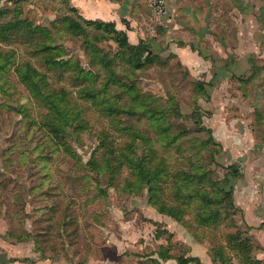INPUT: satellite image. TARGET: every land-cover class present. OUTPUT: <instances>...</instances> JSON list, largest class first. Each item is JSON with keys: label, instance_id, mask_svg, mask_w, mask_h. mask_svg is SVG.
<instances>
[{"label": "rangeland", "instance_id": "1", "mask_svg": "<svg viewBox=\"0 0 264 264\" xmlns=\"http://www.w3.org/2000/svg\"><path fill=\"white\" fill-rule=\"evenodd\" d=\"M153 1L138 67L87 2L0 0V264H249L229 199L264 178V0ZM183 18L205 66L166 45Z\"/></svg>", "mask_w": 264, "mask_h": 264}, {"label": "crops", "instance_id": "2", "mask_svg": "<svg viewBox=\"0 0 264 264\" xmlns=\"http://www.w3.org/2000/svg\"><path fill=\"white\" fill-rule=\"evenodd\" d=\"M191 0H188L189 4ZM82 2H87V16L89 18H102L106 21H115L117 27L119 29L125 28L124 19L130 21L131 28H127V34L129 39H131V33H141V39L146 38L147 33L145 34V26L144 23L146 22V18L150 17V12H148L147 3H144V0H129V4L126 5L124 0H82ZM146 4V5H144ZM184 5V4H182ZM181 6V4L179 5ZM190 6V5H189ZM146 7V8H145ZM149 8V7H148ZM183 9H186V6H183ZM207 22L201 23L197 25L195 20L191 21L186 18L181 19V22L178 23L177 29L178 33L183 35V38L178 36H172L170 32L172 29L168 28L167 33L169 39L166 42L168 45L171 41L175 40L177 37L178 40H183L186 43V46H179L178 52L181 60L184 64H188L193 69L197 68V64L205 66L211 60V56L208 57L203 54L201 56V52L197 51L198 48L192 49V45L189 41L193 42L192 37L199 36L201 26L206 28ZM144 27V28H143ZM142 28V30H141ZM190 35L188 36V32ZM175 43V42H174ZM177 44V43H175ZM178 45V44H177ZM190 47L192 50H190ZM197 51V52H195ZM206 53V51H205ZM209 54V53H208ZM191 56V57H190ZM190 59L192 61L190 65ZM196 62V65L194 64ZM226 67L231 69V63H225ZM207 66V65H206ZM195 67V68H194ZM224 67V66H223ZM224 71L219 69L218 74H215L216 80L222 77ZM231 185L235 188L234 197H235V204L238 205L239 212L242 218V223L246 225V239L253 244L252 253H250V262L249 264H264V178H237L235 181H231ZM197 246V245H196ZM198 248L201 250L200 245ZM157 254V258L160 260H168L169 258H161L158 252H154L151 255ZM199 256L201 262H204L203 255L198 253L197 257ZM186 257V256H185ZM171 258V257H170ZM180 259V257H179ZM181 262V261H180ZM8 263L11 264H58L56 260L52 258H41L38 260H28V261H21L15 260L10 261ZM180 264V263H179Z\"/></svg>", "mask_w": 264, "mask_h": 264}, {"label": "trees", "instance_id": "3", "mask_svg": "<svg viewBox=\"0 0 264 264\" xmlns=\"http://www.w3.org/2000/svg\"><path fill=\"white\" fill-rule=\"evenodd\" d=\"M94 24H101V25H108V26H112L113 28V39L122 47H126L128 49H132L134 50V53H135V60L136 62L138 63L137 66L138 67H141V66H144L146 64H149L151 63V51L149 50V47L145 46L146 43L148 42H145V41H140L138 44H132L130 42V39H129V36L127 34V32L125 31H122V30H117L115 28L116 26V23L115 21H98L96 19H90ZM195 49V48H194ZM83 68L81 67V70ZM199 88L202 89V91H204V89H206L205 85H206V82L205 81H199ZM211 132V131H209ZM236 173V171H234V174ZM226 181V179L224 180ZM223 181V182H224ZM230 203L232 206L235 207V200L233 199V194L230 193ZM160 210V209H159ZM160 212L162 214H166V215H170L171 217H173L174 219H177V221L180 220V222L183 223L182 219H181V216L182 214L178 213V212H174V211H164V210H160ZM184 216V215H183ZM184 218V217H183ZM249 241V240H248ZM249 245L250 244V241L248 242ZM244 246H246V244L244 243ZM158 254L161 258H170V254H169V250H168V247L162 245L158 251ZM186 258L187 257H184V256H180V264H187L188 262L192 261L191 259L187 258L188 259V262L186 263ZM249 260H251V258H249ZM159 262V260H158Z\"/></svg>", "mask_w": 264, "mask_h": 264}, {"label": "built area", "instance_id": "4", "mask_svg": "<svg viewBox=\"0 0 264 264\" xmlns=\"http://www.w3.org/2000/svg\"><path fill=\"white\" fill-rule=\"evenodd\" d=\"M153 5H154L155 10L161 13L165 9V0H154Z\"/></svg>", "mask_w": 264, "mask_h": 264}]
</instances>
